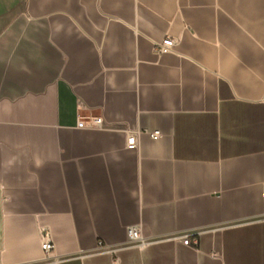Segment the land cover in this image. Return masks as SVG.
Returning <instances> with one entry per match:
<instances>
[{
    "label": "crops",
    "instance_id": "crops-1",
    "mask_svg": "<svg viewBox=\"0 0 264 264\" xmlns=\"http://www.w3.org/2000/svg\"><path fill=\"white\" fill-rule=\"evenodd\" d=\"M263 194L264 0H0V264H264Z\"/></svg>",
    "mask_w": 264,
    "mask_h": 264
},
{
    "label": "built area",
    "instance_id": "built-area-1",
    "mask_svg": "<svg viewBox=\"0 0 264 264\" xmlns=\"http://www.w3.org/2000/svg\"><path fill=\"white\" fill-rule=\"evenodd\" d=\"M178 46V42L172 38V37H167L161 42H156L154 43V51L158 56L174 52L176 47ZM102 123L101 118L94 119L90 122V124L80 122L79 126L80 127H94V128H100ZM128 140H127V148L129 149H134L138 145V132H132L128 131ZM160 135L159 131L152 132L150 134L151 137L156 138ZM263 201H264V194H263ZM128 238H129V244L132 247H137V248H142L148 245V243L145 241L141 231L135 227H131L128 230ZM176 239H181V238H176ZM183 243L187 246H190L191 244V237L190 236H184L183 238ZM98 249L101 252H108L106 245L100 241L98 244ZM41 248L44 254V259L45 260H51L54 258V242L53 238L50 233L46 232L43 236L42 239V244ZM58 261H53L51 264H58Z\"/></svg>",
    "mask_w": 264,
    "mask_h": 264
}]
</instances>
